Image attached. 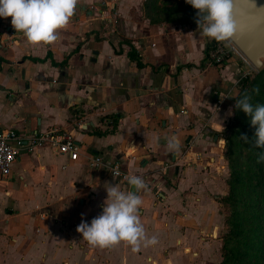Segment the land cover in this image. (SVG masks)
Returning a JSON list of instances; mask_svg holds the SVG:
<instances>
[{
    "label": "crops",
    "instance_id": "1",
    "mask_svg": "<svg viewBox=\"0 0 264 264\" xmlns=\"http://www.w3.org/2000/svg\"><path fill=\"white\" fill-rule=\"evenodd\" d=\"M10 19L0 18V132L60 128L80 154L19 152L0 179V264H220V133L249 65L235 55L208 65L201 28L152 25L142 0H78L50 44L26 42ZM94 155L144 179L139 216L155 245L93 247L76 232L101 214L110 184L128 189L90 168Z\"/></svg>",
    "mask_w": 264,
    "mask_h": 264
},
{
    "label": "clouds",
    "instance_id": "2",
    "mask_svg": "<svg viewBox=\"0 0 264 264\" xmlns=\"http://www.w3.org/2000/svg\"><path fill=\"white\" fill-rule=\"evenodd\" d=\"M77 3L78 0H0V18L11 17V27L15 33H21L26 42L50 44L57 40L58 30L67 27ZM185 3L198 10L195 23L202 29V35L222 42L230 40L239 30L232 0H185ZM253 91L259 93V88ZM224 98L221 97V101ZM250 101L251 96L246 94L236 99L234 105V108L251 117L250 124L255 127L252 141L247 135H242L240 139L261 148L264 147V105L254 106ZM227 115H234L232 107ZM165 140L169 151L180 150V140L176 135L166 136ZM258 159L264 163V153ZM125 180L129 186L127 191L110 184L105 189L107 198L101 214L90 223L82 220L77 226L76 232L89 245L104 248L125 242L136 252L142 244L148 247L158 242L155 236H146L140 221L139 209L143 203L140 193L147 188L144 179L128 175Z\"/></svg>",
    "mask_w": 264,
    "mask_h": 264
},
{
    "label": "rangeland",
    "instance_id": "3",
    "mask_svg": "<svg viewBox=\"0 0 264 264\" xmlns=\"http://www.w3.org/2000/svg\"><path fill=\"white\" fill-rule=\"evenodd\" d=\"M142 7L144 18H146L148 22H151L153 25L161 26L167 24H190L192 26H198L195 23L196 14L198 10L193 9L191 5L185 3V0H142ZM192 22H194V24H192ZM212 40L214 39H211V41ZM211 41H209L208 43H210ZM217 44L227 46L231 45V42L229 40L222 42L216 41V45ZM246 64L249 65V72L240 75L239 84L237 88V95L239 94L241 88H243L242 85L248 83V85L245 86V88H247L250 82L254 80V78L260 72L255 70L248 62ZM260 79H264V75H261ZM236 97L232 106L233 112L234 105L236 103ZM233 116L234 115H232L231 120L233 119ZM231 120L225 125L224 129L220 133L221 138L224 140L221 161L223 167H225V173H223V178L225 181L224 191L218 196L217 199L218 211L223 221V227L221 229L222 232H220V263L223 262L222 264H264V233L260 230H257V226L254 222V216L256 215L255 209L253 208L248 210L246 207L247 200H251L253 194L245 186L242 185L237 190H234L236 194L235 204L232 205L225 201L227 200L226 198L228 197L231 191V184H228V180L230 179L231 167L230 161L226 155V142L227 140H230V138L232 139L234 137L233 133L227 131V126L228 124H230ZM250 120L251 117L249 119L248 126L246 127V132L245 134H243L247 135L248 138L254 136L253 129L255 128L250 124ZM240 136H242V134ZM236 142L237 148L236 155L234 157V163L237 168L241 170L243 177L247 178L248 174L245 172V169L247 168L246 164L249 166L247 158L251 154L250 148L252 149V146L248 145V143H244L241 139H237ZM262 169L264 175V163H262ZM259 200L261 204L264 203V189L261 196L259 195ZM234 210H238L239 212V215L237 216L238 223L244 224L243 236L240 239L236 238L226 243L225 239L227 238V236H229L228 234H231L230 232L232 223L230 224L229 222L231 221L234 215ZM223 248L225 250L231 248V257L226 254V251L223 252Z\"/></svg>",
    "mask_w": 264,
    "mask_h": 264
},
{
    "label": "trees",
    "instance_id": "4",
    "mask_svg": "<svg viewBox=\"0 0 264 264\" xmlns=\"http://www.w3.org/2000/svg\"><path fill=\"white\" fill-rule=\"evenodd\" d=\"M192 24H194V22H192ZM215 46H216V40H212L209 44H207L204 49L205 56L208 57L209 52ZM130 57L134 58V56L132 57L131 54ZM66 59L67 57L64 59L63 62L59 64L53 61L51 63L55 67L64 66L66 64ZM31 61L37 62L39 60L32 59ZM138 67H141V65L138 64ZM261 75H264V70L260 71L257 74V76L254 78V80L250 82L247 88H245V86L248 85V83L243 84L242 85L243 88H241V90L239 91V94L237 95L236 99H239L247 94L251 96L250 102L254 106L256 104L264 105V79H260ZM255 88H259V93L253 91V89ZM249 119L250 116L246 115L243 111L234 108L233 119L231 120L230 124H228L227 126V131L233 133L234 137L232 139L230 138V140H227L226 142V155L230 161V167H231L230 179L228 180V184L229 185L231 184V191L228 197L226 198L227 200L225 201L232 205L235 204L236 194L234 190H237L242 185L245 186L253 194L251 200H247L246 207L248 210L253 208L255 209L256 215L254 216V222L257 226V230H260L264 233V203L261 204L259 200V195L261 196L264 189V184H263L264 175L262 169V162H259L258 159L260 154L264 152V147L256 148L253 146L252 143H248V145L252 146V149L250 148L251 154L247 158V162L249 166L246 164L247 168L245 169V172L248 174L247 178L243 177L241 170H239L234 163V157L236 155V148H237L236 141L237 139H240L241 134L242 135L245 134ZM253 131L255 132V128L253 129ZM253 137H249V140L252 141ZM233 212L234 215L231 221L229 222L230 224L232 223L231 232H230L231 234H228L229 236H227V238L225 239L226 243L236 238L240 239L243 236L244 224L238 223L237 221V216L239 215L238 210H234ZM222 250L223 252L226 251V254L231 257V248L228 250H225L223 248Z\"/></svg>",
    "mask_w": 264,
    "mask_h": 264
},
{
    "label": "built area",
    "instance_id": "5",
    "mask_svg": "<svg viewBox=\"0 0 264 264\" xmlns=\"http://www.w3.org/2000/svg\"><path fill=\"white\" fill-rule=\"evenodd\" d=\"M236 55L247 63L244 57L234 45L217 44L206 57L205 62L211 66H219L230 57ZM50 146L55 148L58 153L69 156L71 161H75L79 156V146L72 136L60 128H50L42 133H34L29 137H22L13 130L0 132V179L7 180L12 173V166L16 162L19 152H28L36 148ZM90 168H103L113 177L126 181V174L123 173L119 165L115 162L104 160L100 155L87 157ZM119 173V174H117Z\"/></svg>",
    "mask_w": 264,
    "mask_h": 264
},
{
    "label": "water",
    "instance_id": "6",
    "mask_svg": "<svg viewBox=\"0 0 264 264\" xmlns=\"http://www.w3.org/2000/svg\"><path fill=\"white\" fill-rule=\"evenodd\" d=\"M239 30L232 45L257 71L264 69V0H232ZM126 186L129 187L126 183Z\"/></svg>",
    "mask_w": 264,
    "mask_h": 264
}]
</instances>
